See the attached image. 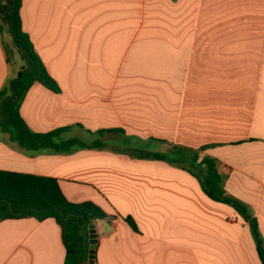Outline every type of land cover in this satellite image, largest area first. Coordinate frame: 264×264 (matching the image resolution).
I'll list each match as a JSON object with an SVG mask.
<instances>
[{
    "label": "crops",
    "instance_id": "1",
    "mask_svg": "<svg viewBox=\"0 0 264 264\" xmlns=\"http://www.w3.org/2000/svg\"><path fill=\"white\" fill-rule=\"evenodd\" d=\"M20 16L60 88L35 83L23 120L104 145L27 151L0 130V170L101 207L94 264H262L250 222L205 193L190 160L216 161L264 251V0H22ZM21 65L0 23V91ZM65 253L51 218L0 221V264Z\"/></svg>",
    "mask_w": 264,
    "mask_h": 264
},
{
    "label": "trees",
    "instance_id": "2",
    "mask_svg": "<svg viewBox=\"0 0 264 264\" xmlns=\"http://www.w3.org/2000/svg\"><path fill=\"white\" fill-rule=\"evenodd\" d=\"M21 3L22 0H0V23L6 27L12 47L22 61L15 78L0 91L1 132L6 134L10 141L27 151L50 150L67 153L79 147H102L104 143L101 141L85 143L75 138L59 139L66 128L46 133L34 132L23 120L20 114L21 102L35 83L55 93H59L60 88L36 54L28 34L23 30L20 16ZM112 132L124 134L122 130H112ZM196 161L197 156L190 160L192 169L197 173L192 172L199 178L205 193L216 201L233 206L250 222L257 238L259 259L264 264V251L260 249L262 239L256 219L251 217L243 203L225 194L223 178L213 158L204 157L199 163ZM26 217L38 221L49 218L55 220L61 228L66 251L63 264H78L79 256L83 264V254L86 253V257L88 254L84 247L89 241L88 226L106 221L109 215L91 201L79 203L69 201L54 178L0 170V221ZM124 220L137 231L130 217Z\"/></svg>",
    "mask_w": 264,
    "mask_h": 264
},
{
    "label": "water",
    "instance_id": "3",
    "mask_svg": "<svg viewBox=\"0 0 264 264\" xmlns=\"http://www.w3.org/2000/svg\"><path fill=\"white\" fill-rule=\"evenodd\" d=\"M88 234H89V252H88V259L84 264H94L95 263V249H96V244H97V234L95 231L94 224H91L88 226ZM78 260H79L78 264H81L80 256Z\"/></svg>",
    "mask_w": 264,
    "mask_h": 264
},
{
    "label": "rangeland",
    "instance_id": "4",
    "mask_svg": "<svg viewBox=\"0 0 264 264\" xmlns=\"http://www.w3.org/2000/svg\"><path fill=\"white\" fill-rule=\"evenodd\" d=\"M84 247H85V249L89 252V241H88L87 244H85ZM81 251H83V250H81ZM86 258H88V254H87V257H86V253H84L82 259L85 260Z\"/></svg>",
    "mask_w": 264,
    "mask_h": 264
}]
</instances>
